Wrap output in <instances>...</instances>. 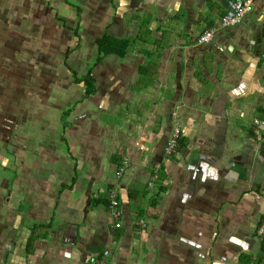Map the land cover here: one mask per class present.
<instances>
[{
	"label": "crops",
	"instance_id": "crops-1",
	"mask_svg": "<svg viewBox=\"0 0 264 264\" xmlns=\"http://www.w3.org/2000/svg\"><path fill=\"white\" fill-rule=\"evenodd\" d=\"M5 1L9 18H41L51 54L15 68L13 46L27 32L11 31L20 16L0 26L10 52L0 66V264H90L104 250L106 264H257L264 126L255 136L252 120L264 119V0L230 27L219 21L229 0H64V17L56 0ZM209 26L212 39L198 43ZM103 35L128 40L125 53L101 54Z\"/></svg>",
	"mask_w": 264,
	"mask_h": 264
},
{
	"label": "built area",
	"instance_id": "built-area-1",
	"mask_svg": "<svg viewBox=\"0 0 264 264\" xmlns=\"http://www.w3.org/2000/svg\"><path fill=\"white\" fill-rule=\"evenodd\" d=\"M253 9V0H229L227 3V8L224 12V14L220 17V25L221 26H232L238 23L242 18H244L249 12H251ZM215 28L212 26L206 27L197 35V42L198 43H205L209 42L214 34ZM171 115L174 116L175 112H171ZM264 126V119L262 118H253L252 120V129L255 136L261 137V128ZM180 125L176 121L171 135L166 139L165 146H164V152L167 155H171L178 144V140L180 137ZM126 166V162L122 161L120 162L115 174L116 177H120L124 168ZM158 176V165H155L153 168V180L157 178ZM153 184V181L150 180L148 182V186H151ZM108 196L110 200V207L112 208V215L115 220L119 217V211L117 209L118 201H117V194L115 190H109ZM115 227H119L120 223L117 222L114 224ZM255 234L258 237V239L263 243V250L261 257L257 264H264V212L261 215L260 221L256 227ZM109 255V250H104L102 254L99 256L93 258L90 261V264H106V260Z\"/></svg>",
	"mask_w": 264,
	"mask_h": 264
},
{
	"label": "rangeland",
	"instance_id": "rangeland-1",
	"mask_svg": "<svg viewBox=\"0 0 264 264\" xmlns=\"http://www.w3.org/2000/svg\"><path fill=\"white\" fill-rule=\"evenodd\" d=\"M63 1L64 0H56V2L54 4L55 8L53 7V10L56 11V12H58V14L60 16H63L64 17V15H68V14L65 13V11H64L65 10V7H64V2ZM65 1L67 3H72V2H75L76 0H65ZM4 3H6L5 0H0V5H2ZM47 14L48 15H51L53 17L52 18V21L57 22L54 19V16L55 15H54L53 11L47 10ZM19 16L22 19L23 18V13H17L12 18H9V16H7L5 13L1 14V12H0V26H1V28L4 30L3 27H6V22L14 21V18L15 17L18 18ZM40 19L41 18L37 17L35 13L30 12V13H28V17L26 19H22V21L17 20V22H21V24H17L16 25V26H19V27H17L15 30H11L12 32H15L16 31L17 32L16 35H18L20 38H21V36L23 35V33L25 31L27 32V34H28V32H30V34H31V36H29V37H28L27 34L25 35V38H24L25 41H24V43L22 42V44H20V45H14L13 46V47H15L14 49H15V52L17 54L15 57L19 56V59L17 61H14V63H13V64H15V66H14L15 68L17 67L18 61L24 62V61H26L28 59V58L25 57L27 54L31 55L32 60L34 58L39 57L42 51H43V53H46V56H49L50 57V54L51 53L49 51V48H50L49 41H47L45 43V41L42 40L41 35H45V34L44 33H41L42 32V30H41L42 28H40V29L38 28L39 23H37V22H40L39 21ZM49 21H51V19L50 18H47L46 19V22H49ZM42 23L44 25V22L43 21H42ZM66 25H67V23H66ZM24 26H26L28 28L31 27V28L30 29H26ZM51 26H55V24L52 23ZM0 32H2L1 29H0ZM72 34H73V32H72ZM51 37L54 38V36H51ZM11 38H12V36H11ZM206 45L207 44H204V46H206ZM1 50H3V49H1ZM1 50H0V66L2 65L5 68H7L5 66L6 65V58L8 56H10V55H8V54H10V52L7 51V50H3V51H1ZM53 61H56L57 63H62V61L60 59H55V60L53 59ZM31 65H32V62L27 67H30ZM28 69L29 70H26V72H42L40 70H35V69H32L31 70L30 68H28ZM0 70L1 71H4L6 69L2 70L0 68ZM58 71H60V70H58ZM18 72H23V71H19L18 70ZM78 90H79V94L73 93L74 99L77 98L78 96H80L81 93H82V91L79 88H78ZM80 99H81V97H80ZM63 102H66V99L65 98L63 99ZM0 108L6 109V105H1ZM2 169H3V172H4V173L2 172L3 173V176L6 177V175H8L7 168H1V170Z\"/></svg>",
	"mask_w": 264,
	"mask_h": 264
},
{
	"label": "trees",
	"instance_id": "trees-1",
	"mask_svg": "<svg viewBox=\"0 0 264 264\" xmlns=\"http://www.w3.org/2000/svg\"><path fill=\"white\" fill-rule=\"evenodd\" d=\"M128 44H129V41L126 39L111 38L110 36H107V35H103L98 40V47H99L101 54L116 53L118 55H123V53H125L126 51ZM88 77H89L88 75L87 76L85 75L82 78L84 85H85V91L83 94L84 96L88 95L89 90L92 88V84L90 80L88 79ZM38 233H39L38 227L33 228L32 231L30 232L26 240V244H25V252L27 255L32 253L33 242L35 238L38 236Z\"/></svg>",
	"mask_w": 264,
	"mask_h": 264
}]
</instances>
